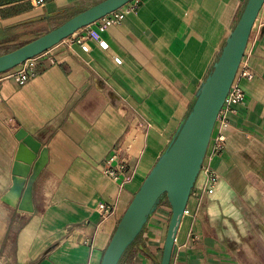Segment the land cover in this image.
Segmentation results:
<instances>
[{
  "label": "crops",
  "instance_id": "obj_1",
  "mask_svg": "<svg viewBox=\"0 0 264 264\" xmlns=\"http://www.w3.org/2000/svg\"><path fill=\"white\" fill-rule=\"evenodd\" d=\"M102 1L0 0V56ZM131 3L139 9L120 25L101 32L97 22L40 55L26 84L0 75V264H101L248 0ZM242 65L254 78L240 81L245 100L222 129L225 149L209 146L170 264H264V11ZM26 136L41 145L33 167L43 166L29 200L11 206L4 199ZM115 156L130 168L124 186L103 173ZM206 168L219 176L211 188ZM99 204L114 214L102 220ZM170 219L163 201L120 264H160Z\"/></svg>",
  "mask_w": 264,
  "mask_h": 264
},
{
  "label": "water",
  "instance_id": "obj_2",
  "mask_svg": "<svg viewBox=\"0 0 264 264\" xmlns=\"http://www.w3.org/2000/svg\"><path fill=\"white\" fill-rule=\"evenodd\" d=\"M132 1L104 0L22 47L0 56V75L46 53L80 29L94 24ZM263 5L264 0H248L238 23L199 88L185 121L118 223L101 264H120L126 251L137 241L150 217L165 200L171 208V219L160 264H170L178 230L202 170L218 115L237 76ZM22 141L12 172L13 187L4 199L7 203L8 199L19 201L22 195L29 200L43 166L38 164L33 167L41 145L31 136L22 138ZM25 147L31 152L27 153ZM8 204L15 206V202Z\"/></svg>",
  "mask_w": 264,
  "mask_h": 264
},
{
  "label": "built area",
  "instance_id": "obj_3",
  "mask_svg": "<svg viewBox=\"0 0 264 264\" xmlns=\"http://www.w3.org/2000/svg\"><path fill=\"white\" fill-rule=\"evenodd\" d=\"M37 3L43 4L44 0H37ZM138 9H139L138 3H134V4H132L131 2L128 3L121 9L108 14L99 21H97L100 22L98 25V30L103 32L112 26L120 25L125 20L128 14L132 12H136ZM263 11H264V5L260 11V14ZM97 22H95L94 24H96ZM90 35L92 39L98 42L99 46L102 49L105 50L108 49V45L105 41L99 39L91 31H90ZM82 48L85 51L89 50V48L85 44H82ZM38 57L39 56L25 61L24 63L19 65L17 69L14 71L11 70L4 73L3 79L14 80L16 83L20 85L26 84L36 76V71L38 68V59H37ZM253 78H254V74L252 73V71L247 66H243L241 63L237 76L228 93L227 99L218 115L217 123L210 143L214 154H220L225 149L226 136L222 132V129L230 124L232 117L237 113L239 106L245 100V92L240 85V81L242 79L252 80ZM205 172L210 177L208 181V188H211L219 180V176L209 168H206ZM103 173L112 182L119 183L121 184V186L127 184L132 178V175L129 174L130 168L127 162L123 158H119L118 156H115L108 163ZM96 211L98 212L102 220H106L114 214V208L107 204L97 205Z\"/></svg>",
  "mask_w": 264,
  "mask_h": 264
},
{
  "label": "rangeland",
  "instance_id": "obj_4",
  "mask_svg": "<svg viewBox=\"0 0 264 264\" xmlns=\"http://www.w3.org/2000/svg\"><path fill=\"white\" fill-rule=\"evenodd\" d=\"M165 202H167L166 200H165ZM168 203V202H167Z\"/></svg>",
  "mask_w": 264,
  "mask_h": 264
},
{
  "label": "bare ground",
  "instance_id": "obj_5",
  "mask_svg": "<svg viewBox=\"0 0 264 264\" xmlns=\"http://www.w3.org/2000/svg\"><path fill=\"white\" fill-rule=\"evenodd\" d=\"M130 144V143H129Z\"/></svg>",
  "mask_w": 264,
  "mask_h": 264
}]
</instances>
